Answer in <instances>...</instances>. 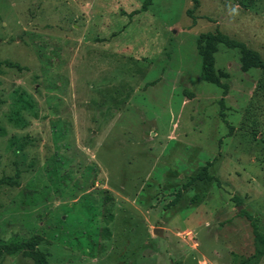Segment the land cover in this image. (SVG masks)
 Instances as JSON below:
<instances>
[{"label": "rangeland", "instance_id": "obj_1", "mask_svg": "<svg viewBox=\"0 0 264 264\" xmlns=\"http://www.w3.org/2000/svg\"><path fill=\"white\" fill-rule=\"evenodd\" d=\"M143 2L0 0V241L39 234L51 264H264L240 212L264 236V0ZM207 30L257 61L216 42L207 78Z\"/></svg>", "mask_w": 264, "mask_h": 264}, {"label": "trees", "instance_id": "obj_2", "mask_svg": "<svg viewBox=\"0 0 264 264\" xmlns=\"http://www.w3.org/2000/svg\"><path fill=\"white\" fill-rule=\"evenodd\" d=\"M149 2L150 0H144L140 10L145 9L146 4H148ZM192 2H193L192 7H196L198 5L199 0H192ZM199 41H202V42L205 41L204 43L206 44L205 48L202 49V57H204L203 64L205 68L204 69L205 76L207 78H210L211 80H216V81L219 80L216 77V75H214L213 73L214 57L212 56L211 46H213V44H215L216 42H222L231 47L238 46L242 49L243 54L244 53L251 54L250 57H247L249 64L255 63L257 61L256 54H254L253 51L249 50L242 41L234 37H231L227 33H224L220 30H216V31L207 30V31L201 32L199 35ZM6 63L8 65H17V63H14L12 61H6ZM3 182H9V181L7 179L0 178V184ZM240 212L245 214L248 217V219L251 221V223L253 224V232L255 236L259 240L264 242V236H262L259 233L257 229V225H256V219L258 218V216L244 209H242ZM40 239L41 237L39 234H33L29 236L28 238L20 240V241H8V242L0 241V254L2 252L13 253L16 250L21 248L24 251V253L30 256L31 258H33L37 264H51L48 258L46 257V253L37 247V244L40 241Z\"/></svg>", "mask_w": 264, "mask_h": 264}, {"label": "water", "instance_id": "obj_3", "mask_svg": "<svg viewBox=\"0 0 264 264\" xmlns=\"http://www.w3.org/2000/svg\"><path fill=\"white\" fill-rule=\"evenodd\" d=\"M153 231L161 233L162 229L160 227H154Z\"/></svg>", "mask_w": 264, "mask_h": 264}]
</instances>
